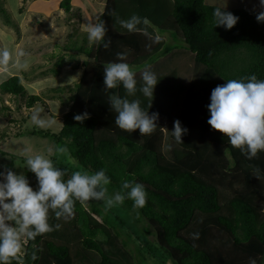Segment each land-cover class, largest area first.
<instances>
[{"label": "trees", "instance_id": "1", "mask_svg": "<svg viewBox=\"0 0 264 264\" xmlns=\"http://www.w3.org/2000/svg\"><path fill=\"white\" fill-rule=\"evenodd\" d=\"M60 6L70 11L71 0H61ZM215 6L220 5L205 0H105L98 22L104 21V39H111L110 46H86V35L79 45L63 44L65 51L85 55L82 73L74 90H69L61 128L53 132L34 126L31 133L54 139L51 160L65 170V178L77 168L89 173L104 168L109 177L106 195L120 191L123 180L135 181L144 185L146 203L133 208L132 200L125 198L114 209L102 200L89 199L88 205L74 201L73 215L67 219H58L49 210L51 230L22 242L9 264H141L135 248L143 256V242H136L141 240L139 235L132 238L135 231L126 225L127 212L136 215L137 224L146 218L161 258L174 264H249L250 258L264 264V151L248 159L207 122V105L216 85L251 73L264 79V22L256 19L259 10L224 7L238 17L237 22L230 29L213 26ZM112 13L125 19L132 14L145 17L149 25L141 27L151 34H169L178 42L158 34L160 41L152 43L141 32L121 28ZM182 44L199 69L197 79L186 84L175 70L156 73L159 80L151 105L149 98L136 94L145 111L158 113L156 127L142 136L138 129L129 132L117 127L108 96L110 92L123 96L125 90L119 85L103 88V65L116 60V52L127 50L129 65L138 66L135 71L153 62L152 56L165 54L167 46L171 51ZM66 57L59 54L57 62L52 60L58 67L53 66L55 73L73 63L71 54ZM0 93L24 96L30 109L47 101L27 92L20 72L0 84ZM84 112L87 118L74 120ZM177 119L187 128L180 143L171 133ZM5 136L0 127V141ZM58 147L66 150L58 152ZM10 165L4 163L5 169ZM16 173H23L36 186L30 170ZM193 232L199 233L198 238L193 239Z\"/></svg>", "mask_w": 264, "mask_h": 264}, {"label": "clouds", "instance_id": "2", "mask_svg": "<svg viewBox=\"0 0 264 264\" xmlns=\"http://www.w3.org/2000/svg\"><path fill=\"white\" fill-rule=\"evenodd\" d=\"M264 7V0H260ZM224 6L213 7V26L222 25L230 29L238 17ZM121 28L128 32H141L152 43H158L161 37L147 31L149 21L145 17L132 14L128 18H120L112 13ZM256 19L264 22V11L257 14ZM88 42L101 44L108 48L111 39L105 40L106 27L103 20L89 22L84 28ZM117 59L103 65V88L115 89L118 85L125 90V95L110 92L108 103L116 113L114 123L117 127L132 132L139 130L140 135L148 134L156 127L158 113L145 111L137 97L139 92L150 99L158 82L157 75L151 66H145L137 73L126 60L127 50L116 52ZM26 54L16 51L7 45L0 46V66L12 62L16 67L26 68ZM129 97H132L129 99ZM210 116L208 123L213 129L224 133L228 144L239 148L242 154L252 159L259 151H264V79L251 73L245 77L227 79L225 83L216 85L210 93V103L207 105ZM88 113L76 114L73 118L82 121ZM30 119L37 127L50 126L53 121L40 115V109L31 112ZM187 131L179 119L173 122L171 133L177 143L182 142V134ZM64 147L56 151L64 152ZM50 152L51 149H48ZM22 155L24 166L35 174L36 187L30 185L23 173L11 169L0 171V264H9L10 258L18 253L22 238L31 239L37 234L51 230L48 223L49 210L56 218L67 219L73 215L74 201L81 203L89 200H102L107 207L122 203L125 198L132 200L133 208L143 207L146 203V191L140 182L123 180L120 191L106 195L105 185L109 183L106 170L101 168L89 173L88 171H73L66 176L64 169L56 167L53 161L44 153H32L25 146ZM258 176L259 170H256ZM59 227V224L55 225ZM193 239L199 233H190ZM249 264H257L250 258Z\"/></svg>", "mask_w": 264, "mask_h": 264}, {"label": "rangeland", "instance_id": "3", "mask_svg": "<svg viewBox=\"0 0 264 264\" xmlns=\"http://www.w3.org/2000/svg\"><path fill=\"white\" fill-rule=\"evenodd\" d=\"M205 1L220 6L225 4V8L247 7L264 11L260 0ZM60 2L61 0H0V46L7 45L16 51L25 53L26 57L17 59L26 58L28 61L27 67L21 69L12 62L6 67L0 66V84L11 75L20 72L27 92L38 93L47 100L45 104L40 102L30 109L24 105V96L12 94H3L2 96L0 93V127L1 132H6V136L0 141V171H6L4 163H10V169L14 172L28 170L24 166L25 161L22 155L25 146H28L33 154L42 152L50 159L55 152V142L52 137L31 133L32 128L36 125L32 123L29 116L33 110L39 108L43 118L53 121L50 126L42 128H50L53 132H57L61 128V115L69 107L71 98L69 90H74L86 58L78 50L65 51L62 46L64 43L70 46L71 42H76L77 45L83 42L84 35L87 36L84 28L89 22H98L105 0H71L70 11L61 7ZM158 34L168 38V42H178L170 38L169 34ZM179 37L181 38V34ZM89 45L90 43L87 41L86 46ZM178 47L168 51L167 46L165 54L152 56L153 62H149L145 66H151V70L155 73L175 70L186 84L197 79L199 69L196 68L192 53L185 49L183 44ZM59 54H63L65 58L71 54L74 58L73 63L78 65L77 68L73 67V63L66 64L58 73H55L52 60L56 61ZM145 66L135 70L137 77ZM54 67V69H58V67ZM137 67L133 66V69ZM53 88H55L54 91ZM52 95L54 98L47 97ZM169 125L170 123L167 121L165 127L167 132ZM48 149L51 151L49 152ZM68 158L70 159V157ZM74 162L71 160L70 163L75 165ZM30 185L36 187L31 183ZM84 204L88 205V200ZM112 208L115 209L116 204ZM125 220L126 225L135 231L131 234L132 238H134V234L139 235L141 240L136 242H143V246L140 248L145 252L143 256L139 255V250L135 248V245L132 246V249L135 248L137 253L135 255L140 256L141 264H174L170 259L161 258V253L156 249L155 240H152V236L148 234V221L145 217H142L137 224L136 215L127 212ZM128 227H125V230H128ZM123 232L125 233V231ZM124 237L128 238V235H124ZM133 240L135 239H131V241ZM25 241L26 238H22V242ZM150 247H153L155 251Z\"/></svg>", "mask_w": 264, "mask_h": 264}, {"label": "crops", "instance_id": "4", "mask_svg": "<svg viewBox=\"0 0 264 264\" xmlns=\"http://www.w3.org/2000/svg\"><path fill=\"white\" fill-rule=\"evenodd\" d=\"M104 5H105V3H104ZM19 69H21V68H19ZM18 73V72H17ZM66 109H68V108H66ZM65 112V111H64Z\"/></svg>", "mask_w": 264, "mask_h": 264}]
</instances>
